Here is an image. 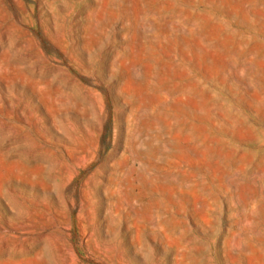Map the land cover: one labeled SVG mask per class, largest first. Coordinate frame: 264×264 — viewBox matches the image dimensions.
I'll use <instances>...</instances> for the list:
<instances>
[{"label":"rangeland","instance_id":"obj_1","mask_svg":"<svg viewBox=\"0 0 264 264\" xmlns=\"http://www.w3.org/2000/svg\"><path fill=\"white\" fill-rule=\"evenodd\" d=\"M0 264H264V0H0Z\"/></svg>","mask_w":264,"mask_h":264}]
</instances>
